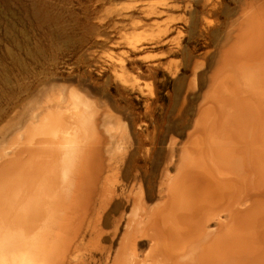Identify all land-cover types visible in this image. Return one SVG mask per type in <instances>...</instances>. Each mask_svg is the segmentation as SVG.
<instances>
[{"label": "bare ground", "instance_id": "1", "mask_svg": "<svg viewBox=\"0 0 264 264\" xmlns=\"http://www.w3.org/2000/svg\"><path fill=\"white\" fill-rule=\"evenodd\" d=\"M233 1L213 4L240 12L238 33L205 21L216 61L195 67L184 138L157 156L155 142L108 143L114 116L86 90L39 86L30 106L0 77V264H264V0Z\"/></svg>", "mask_w": 264, "mask_h": 264}, {"label": "rangeland", "instance_id": "2", "mask_svg": "<svg viewBox=\"0 0 264 264\" xmlns=\"http://www.w3.org/2000/svg\"><path fill=\"white\" fill-rule=\"evenodd\" d=\"M166 1L173 7L162 6ZM232 1L220 4L234 8ZM213 3L219 0H0V77L8 76L12 84L27 89V96L41 92V86L46 91L75 88L93 94L108 104L114 119L117 116V122L109 120V127L113 126L111 136L118 134V139L110 137L108 143L155 142L157 156L173 131V136L184 138L187 125L183 124L196 104V92L190 88L205 80L195 78V67L216 61L215 30L208 34L207 22H231L232 32L236 29L233 34L238 33L240 12L226 17L223 7ZM5 52L14 57L5 59ZM15 57L28 65L27 74L10 70ZM33 97L28 98L30 106L35 104ZM147 103L152 114L145 116ZM176 125L182 126L180 131ZM137 156L145 176L152 179L155 164L144 160V151Z\"/></svg>", "mask_w": 264, "mask_h": 264}]
</instances>
